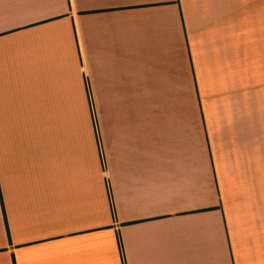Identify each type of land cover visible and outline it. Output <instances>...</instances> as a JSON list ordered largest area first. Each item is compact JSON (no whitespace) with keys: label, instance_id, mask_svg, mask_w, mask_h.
I'll return each instance as SVG.
<instances>
[{"label":"crops","instance_id":"obj_1","mask_svg":"<svg viewBox=\"0 0 264 264\" xmlns=\"http://www.w3.org/2000/svg\"><path fill=\"white\" fill-rule=\"evenodd\" d=\"M0 264H264V0H0Z\"/></svg>","mask_w":264,"mask_h":264}]
</instances>
